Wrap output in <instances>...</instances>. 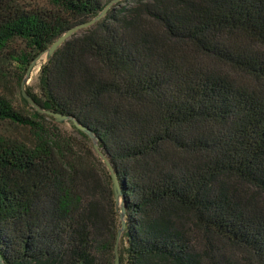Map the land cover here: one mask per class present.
Returning <instances> with one entry per match:
<instances>
[{"label": "trees", "instance_id": "16d2710c", "mask_svg": "<svg viewBox=\"0 0 264 264\" xmlns=\"http://www.w3.org/2000/svg\"><path fill=\"white\" fill-rule=\"evenodd\" d=\"M23 1L0 0V81L14 66L20 85L114 0ZM26 91L97 138L124 197L120 264H264V0H120ZM22 101L30 117L0 94V123L33 136L0 134L1 257L114 264L121 222L91 138Z\"/></svg>", "mask_w": 264, "mask_h": 264}, {"label": "rangeland", "instance_id": "374dc122", "mask_svg": "<svg viewBox=\"0 0 264 264\" xmlns=\"http://www.w3.org/2000/svg\"><path fill=\"white\" fill-rule=\"evenodd\" d=\"M21 6L26 10H51L50 4L46 0H24L21 3ZM24 49V45L21 41L13 42L8 51L10 53H18ZM45 62V59L42 58L37 67L33 70L30 80L27 82L26 87L36 88L38 84V74L41 69V65ZM18 71L12 66L9 70V73L6 74V77L0 81V94L10 100L14 107L25 116L30 117L33 111L27 107L21 96V87L16 77ZM49 117V116H48ZM45 119V123L48 127L52 128V120L50 118ZM63 131L67 132L68 135L72 136L75 143L79 145L80 148H85L86 143L83 141L81 136L77 134L70 125H62ZM0 134L14 141H19L23 143H32L33 136L31 132L21 126L12 125L10 123H0Z\"/></svg>", "mask_w": 264, "mask_h": 264}, {"label": "water", "instance_id": "95a60500", "mask_svg": "<svg viewBox=\"0 0 264 264\" xmlns=\"http://www.w3.org/2000/svg\"><path fill=\"white\" fill-rule=\"evenodd\" d=\"M119 1L120 0H114L113 2H111L94 20L87 22L85 24L76 26V27L70 29L68 32H66L61 38H59V40H57L51 46V48L45 54L40 55L37 59H35L33 61V63L31 64L30 68L27 71V74H26L24 80L21 82V85H20L22 98L25 99L28 102V104L34 110H36L39 114L47 115L49 117H53L55 119L56 123H58V124H65V123L71 121L81 131L85 132L91 138V140L93 142V148H94L95 153L99 156V158H101V160L103 161V163L107 167L109 173L111 174L115 206H116V209H117L118 214H119V220L121 222V228L118 230L117 242H116V246H115V262H114V264H120L119 249H120V243H121L123 233L125 232V229H126V211H125V206H124L123 193H122L119 181L117 179V176L114 173V170H113L111 164L109 163V161L107 160L105 155L100 151L99 146L97 144V138L93 135V133H91L89 130H87L83 127H79L77 122L71 117L63 116V115H59V114H53L51 112H46V111L41 110L35 104V102L32 100V98L27 94L25 87H26L27 82L31 78L33 70L37 67V65L39 64V62L41 61L42 58H44L45 61L49 60L53 56V54L56 52V50L60 46H62L72 35L76 34L77 32H79L81 30H84V29H87V28L94 26L97 22H99L108 13V11L112 8V6L117 4ZM0 264H5L1 255H0Z\"/></svg>", "mask_w": 264, "mask_h": 264}]
</instances>
